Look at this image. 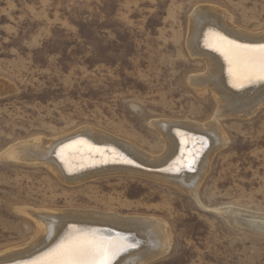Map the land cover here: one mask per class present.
<instances>
[{"label": "rangeland", "instance_id": "374dc122", "mask_svg": "<svg viewBox=\"0 0 264 264\" xmlns=\"http://www.w3.org/2000/svg\"><path fill=\"white\" fill-rule=\"evenodd\" d=\"M199 6L264 32V0H0V251L39 239L31 212L80 209L163 220L170 248L147 264H264V235L219 211L264 214L263 105L218 116L227 144L210 155L198 199L125 174L67 182L6 155L90 127L160 156L152 121H211L215 99L187 83L204 68L185 47Z\"/></svg>", "mask_w": 264, "mask_h": 264}, {"label": "bare ground", "instance_id": "6f19581e", "mask_svg": "<svg viewBox=\"0 0 264 264\" xmlns=\"http://www.w3.org/2000/svg\"><path fill=\"white\" fill-rule=\"evenodd\" d=\"M187 32L188 54L204 65L201 72L189 76L187 83L199 96L209 91L215 99L217 116L211 121H152L150 125L164 141L160 156L117 140L108 133L84 127L51 140L27 139L24 145L21 143L7 150L8 158L39 163L67 182L81 183L82 179L125 174L165 183L198 199L199 187L209 169L210 155L214 149L227 144L218 116L222 119L239 115L250 117L257 108L264 106V80H243L242 86H234L235 74L243 76L248 58L258 56V51L238 53L228 41L258 49L264 45V32L253 34L241 30L230 22L228 14L210 6H199L193 11ZM204 153L206 155L200 159ZM44 210L29 214L37 224L39 239L0 251V264H60L67 259L63 249L81 242L115 245L114 254H109L110 264H147L170 248L168 226L157 218L122 216L98 210L71 212L66 209L70 212L59 213ZM219 211L231 226L264 235V214L237 208Z\"/></svg>", "mask_w": 264, "mask_h": 264}, {"label": "snow or ice", "instance_id": "6c2138e0", "mask_svg": "<svg viewBox=\"0 0 264 264\" xmlns=\"http://www.w3.org/2000/svg\"><path fill=\"white\" fill-rule=\"evenodd\" d=\"M226 39V38H225ZM228 43L239 52L258 51V56H251L247 60L246 71L243 76L240 73L235 74L234 86H242L243 80L252 82L259 79L264 80V45L258 49H253L251 46L240 45L235 41ZM193 161L189 162L191 167ZM115 245H105L102 242H81L63 249V255L67 258L62 260L60 264H110L109 254H114Z\"/></svg>", "mask_w": 264, "mask_h": 264}, {"label": "water", "instance_id": "95a60500", "mask_svg": "<svg viewBox=\"0 0 264 264\" xmlns=\"http://www.w3.org/2000/svg\"><path fill=\"white\" fill-rule=\"evenodd\" d=\"M158 171V170H157Z\"/></svg>", "mask_w": 264, "mask_h": 264}]
</instances>
